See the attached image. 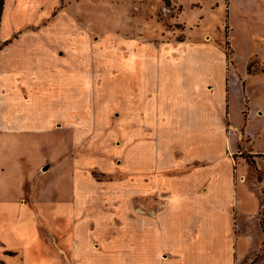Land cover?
I'll use <instances>...</instances> for the list:
<instances>
[{
  "label": "rangeland",
  "instance_id": "rangeland-1",
  "mask_svg": "<svg viewBox=\"0 0 264 264\" xmlns=\"http://www.w3.org/2000/svg\"><path fill=\"white\" fill-rule=\"evenodd\" d=\"M228 3L29 0L27 13L18 21L9 14L3 19V7L0 41L17 27L10 43L30 41L38 60L65 61L63 72L71 87L66 102L72 108L66 119L51 123L50 135L27 133L16 144L5 132L0 135V150L9 146L16 156L7 164L1 188L11 197L22 191L18 201L29 212L10 210L15 220L6 227L5 243L0 238V258L18 264V254L11 248L19 245L25 247L26 264H163L184 252L191 257L185 264H209L214 258L223 264L212 250L189 251L201 235L215 238L229 229V219L215 216L219 211L213 202L218 197L215 176L191 177L193 169L202 168L207 160L188 155L201 154L207 146L203 137L196 138L197 147L187 145L186 134L204 129H177L174 111L179 96L193 94V81H178L177 73L193 71L198 43L224 52L226 70H231L233 49L224 38ZM233 5L239 7L240 0ZM57 33L66 37L65 42ZM236 36L232 33L231 41H237ZM253 41L257 43L256 38ZM54 74L55 70L38 73L37 83L40 86L43 78L51 82ZM27 78L14 71L10 86L17 91ZM207 85L206 92L211 89ZM182 102L179 109L186 110L188 104L182 107ZM225 122L221 130L226 141L217 152L248 165L258 187V196L253 195L262 199V223L242 230L251 239L246 241L245 256L235 264H264V166L252 155L242 130H231ZM231 138L236 144L233 151L228 145ZM201 185L207 186V193ZM70 188H78L71 198ZM2 195L0 203L6 207ZM228 243L230 254L233 245Z\"/></svg>",
  "mask_w": 264,
  "mask_h": 264
},
{
  "label": "crops",
  "instance_id": "crops-1",
  "mask_svg": "<svg viewBox=\"0 0 264 264\" xmlns=\"http://www.w3.org/2000/svg\"><path fill=\"white\" fill-rule=\"evenodd\" d=\"M28 1L4 0L3 19L11 11L14 15V21L20 20L18 16L23 17L27 13L26 3ZM234 1L228 0L224 30V38L230 40L233 49L231 56L233 63L229 65L231 70H226L228 68L224 52L219 51L216 46L198 43L196 46L200 49L197 53L198 57L193 62V71L177 73L178 81L181 78L188 82L193 81L191 86L193 94L179 96L177 99L179 108L183 99L182 107H186L188 104L187 109L177 108L174 111L176 112L177 129H204L197 134H186L187 145L197 147L200 142L196 138L200 137L201 139L203 137L202 143L207 146V151L205 150L201 154L197 152L188 155L193 156V159L207 160L202 168L193 169L191 177L197 176L202 180L207 175L209 177L215 176L213 182H217L215 189L218 197L213 202L216 210H219L216 211L215 216L217 218V214H219L220 219H229V229L217 233L219 235L215 233V238L210 234L201 235L199 243L191 245L189 251H195L196 248L212 250L216 256L223 259V264H235L245 256L246 241L251 239V235L241 234L242 230L248 228V225L253 224L257 227L258 223L259 225L262 223L260 218L262 199L260 197L257 201L255 198L256 195L258 196V187L254 185V179L248 174V165L244 161L236 164L233 156L229 158L225 153L217 152L219 146L224 144L225 136L221 129L224 126L222 122L224 123L226 120L225 124L231 130H242L243 136L252 147V155L260 157L261 165L264 166V0H240L241 5L239 7L241 10L238 9V5H233ZM18 2L20 3L17 5ZM61 11L63 10L61 9ZM238 13L240 14L238 15ZM2 23L1 20L0 27ZM16 29L17 27L9 36L3 37L2 41L9 40ZM60 32L62 31L60 30ZM232 33H237L238 40L235 42L230 39ZM57 36L65 42L66 37L62 36V33H57ZM255 38L257 43L253 41ZM43 47L47 46L44 45ZM32 48L33 43L30 41H16L5 47L0 55V135L4 132L10 135L12 144H16L15 142L19 138L22 139L21 137L27 133L50 135L51 123L66 119L67 116H70L72 108V105H68L66 102L71 87L69 88L70 82L65 80L66 76L63 72L65 65L62 63L65 61L55 59L51 62L52 59L51 61L48 59L42 60V62L41 59L38 60L34 57L30 51ZM253 61L255 63L252 65ZM191 63L189 64L191 65ZM47 69L48 71H45ZM51 70H55L52 81L49 82L47 78L42 77L44 81L39 86L37 74H45ZM14 71H18L20 77L23 75L28 77L26 80L22 79V86L17 85V91L10 86L11 75ZM206 83L208 84L207 87L211 88L207 92L203 90ZM26 93L28 98L24 96ZM190 96L193 99L188 100ZM171 107L174 109L173 106ZM243 109H245L244 113H242ZM220 110L221 113H219ZM220 114L222 115L220 116ZM211 128H215L217 131L213 132ZM232 133L235 135V132ZM33 140V142L38 141ZM228 145L232 151L236 149L234 138L229 140ZM3 148L4 151L0 150V155L2 154L1 157L3 158L0 159V192L6 195L7 192L1 188L5 182L6 175L4 173L7 164H11L12 159L16 161V156L10 152L9 146ZM70 177L73 180L70 179V182L75 184V176L70 175ZM72 190H70V198ZM75 190L78 188L74 189L73 192ZM200 190L207 193L208 188L201 185ZM20 192L22 191H16V195L12 194V197L6 195L7 200H4L8 201V206L4 207L0 203V238L4 243L5 237H8L6 227L9 222L15 220L10 210L20 209L29 215L26 205L18 201ZM253 193L256 195L254 196ZM57 195L59 196V193ZM0 197L2 199L3 195ZM248 200L255 202L248 205ZM226 207L228 210L223 211ZM251 211L252 213H250ZM27 218L25 217V220ZM35 218L39 222L38 215L34 214L33 219L35 220ZM25 223L27 221H24ZM261 235L264 237L263 231ZM260 237L262 238V236ZM172 241L174 242L172 250L175 251V241ZM227 241L233 245L230 254L225 244ZM161 246L166 247L163 244ZM11 249L18 254L16 263L26 264L29 262V259L25 260L27 255L24 246L14 245ZM229 255H232V259H228ZM188 258L191 257L185 252L183 255L176 253V257L172 261H164L163 264H185ZM214 259L208 261L211 264H221L219 260ZM224 261L227 262L224 263ZM0 264H10V262L2 257Z\"/></svg>",
  "mask_w": 264,
  "mask_h": 264
},
{
  "label": "trees",
  "instance_id": "trees-1",
  "mask_svg": "<svg viewBox=\"0 0 264 264\" xmlns=\"http://www.w3.org/2000/svg\"><path fill=\"white\" fill-rule=\"evenodd\" d=\"M3 7H4V0H0V18H1ZM9 43H10L9 40H5V41H2V42L0 41V51L2 50L3 47L8 45Z\"/></svg>",
  "mask_w": 264,
  "mask_h": 264
},
{
  "label": "bare ground",
  "instance_id": "bare-ground-1",
  "mask_svg": "<svg viewBox=\"0 0 264 264\" xmlns=\"http://www.w3.org/2000/svg\"><path fill=\"white\" fill-rule=\"evenodd\" d=\"M8 14H9V19L12 18L13 20H15V19L13 18L14 15H13V13H12L11 11H9Z\"/></svg>",
  "mask_w": 264,
  "mask_h": 264
}]
</instances>
